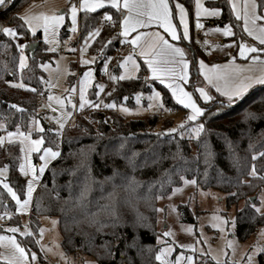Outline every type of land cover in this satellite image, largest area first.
<instances>
[{"label":"trees","instance_id":"16d2710c","mask_svg":"<svg viewBox=\"0 0 264 264\" xmlns=\"http://www.w3.org/2000/svg\"><path fill=\"white\" fill-rule=\"evenodd\" d=\"M32 1L6 0L5 6H0V121L4 124L0 138L4 131L27 132L31 123L42 117L39 109L46 75L41 65L51 57L40 33L32 36L20 19L21 10ZM175 1L182 2L192 18L193 0H169L172 8ZM257 1L262 12L264 0ZM208 4L222 11L214 24L231 25L234 38H238L241 28L229 0ZM105 15L112 20L89 50L107 58L115 55L120 47V37L113 36V32L122 20L121 10L105 7L81 13L79 39L83 41L90 32L96 31ZM4 27H12L27 38L28 46L39 44L34 59L30 58L27 48L29 62L22 71H19L20 49L3 33ZM66 27L61 30L62 39L68 36ZM186 45L191 50L192 68L197 69V60L205 58L204 54L194 37ZM102 63H96L97 79L103 77ZM119 70L118 66L114 69L116 73ZM196 75L193 72L192 78ZM147 77V67L141 63L137 78L118 81L108 101L133 107L137 94L157 89L168 108L182 109L164 85L150 82ZM20 81L25 87L14 86ZM95 90L90 92L92 99H95ZM203 110L198 123L204 129L192 140L182 137L181 133L156 131L160 124L157 116L126 120L114 111L89 109L86 114L75 116L60 137L41 118L44 145L58 147L60 156L44 174L34 196L29 221L32 230L37 235L43 217L56 218L61 246L67 255L87 257L98 264H161L156 260L160 251L158 200L169 196L184 180H195L203 190L226 195L227 208H236V237L241 242L249 240L264 227V216L252 207L264 187V156L260 155L264 153V86L250 90L235 105L218 97L213 103L205 104ZM162 125L171 126L169 121ZM20 153L17 143L4 146L0 141V168H9L8 183L23 198L26 182L19 171ZM128 158L133 159L134 167ZM253 166L257 172L255 177L249 175ZM243 201L246 204L239 209ZM185 210L186 221L195 224V218ZM5 212L11 214L9 225H20L14 202L0 185V214ZM18 241L29 252L39 251L33 236L18 237ZM259 262L264 264V252ZM0 264L8 263L0 259Z\"/></svg>","mask_w":264,"mask_h":264},{"label":"rangeland","instance_id":"374dc122","mask_svg":"<svg viewBox=\"0 0 264 264\" xmlns=\"http://www.w3.org/2000/svg\"><path fill=\"white\" fill-rule=\"evenodd\" d=\"M74 2L69 0H34L26 5L20 13L22 17L25 13L30 15H39L41 13L46 15H63L64 21L57 27L54 31H50L45 38L44 29L42 27H37L35 34L28 28L32 36H36L38 33L41 35V41L43 42L44 48L51 59L41 65L42 70L45 72L46 81L44 84V95L41 100V106L39 109L40 114L44 121L48 125H52L53 132L57 137H60L64 130L72 124V120L77 115L86 114V112L91 109L95 110H109L117 112L126 120H140L147 119L151 116L159 117L160 124L157 126L156 131H164L166 133H171L170 129L176 128V133H181L180 135L186 139H196L199 137L192 132L198 123L199 117L195 121H188L187 116L191 114V109L185 108L182 104L179 105L182 109L172 110L165 105L164 98L160 91L153 89L151 93L148 94H137L134 97V106H128L125 103L116 104L114 102L108 101L109 95L114 91L118 81L120 79H110V76L120 77L125 75L127 78L123 79H134L138 76V68L133 69L132 62L129 61L126 68L120 67L121 63H124V58L129 56L128 54L119 53L114 61L110 58L113 57H103L102 55H94L90 52V46L92 42L97 37H90L89 35L81 41L79 39V10L77 11V21L73 25L70 8ZM176 4L183 5L186 12V20L188 22V38L189 40L194 35L202 34L206 37L208 43L214 42V36L210 33H201V31L193 30V21L190 17V13L187 7L180 1L174 2V8H172L173 14L176 18L178 29L183 35V25L179 21V10L175 7ZM78 5V4H76ZM67 26L68 36L65 39L61 38V30L63 27ZM75 27V31H73ZM12 28V27H11ZM100 27L98 28V30ZM95 32V31H94ZM17 33V32H16ZM6 35V34H5ZM7 36V35H6ZM9 37V36H8ZM12 38L17 45H24L22 53L25 57V64L28 65L29 57L27 54L28 39L23 35L17 33L16 37ZM95 38V39H94ZM87 42V44H86ZM32 44V43H31ZM218 47L215 46L214 50L207 54L211 55L216 51ZM21 51V48H19ZM54 49V50H49ZM63 50L64 53H59V50ZM84 49L83 51H81ZM212 49V45H211ZM132 56V55H131ZM93 58H95L93 60ZM135 64L138 63V57L132 56ZM92 61L91 63H83V61ZM103 62L101 65V70L107 72V77H96V63ZM20 64V59H19ZM107 65V68H105ZM120 67L118 73L114 71L115 67ZM26 68V67H24ZM23 68V69H24ZM23 69L19 66V71ZM91 71L92 77L89 82L82 84L84 81V73ZM17 84H22L18 82ZM16 84V85H17ZM98 84L104 85L103 91H101L96 86ZM191 85V84H190ZM187 87V91L192 94V98L196 101L198 107L202 108L206 104L198 92L190 87ZM201 86V83L198 84ZM81 87L84 88L85 99L92 101V104L98 102L101 103V107L96 108L90 105H86L83 109L79 107L80 104V90ZM95 90V99L90 96L91 90ZM155 93H159V98L150 99ZM49 96L53 97L49 100ZM139 97V102L137 101ZM57 99L63 101V106L57 103ZM229 103V102H227ZM236 102L229 103L230 105H235ZM104 104H115L113 108L104 107ZM160 104L164 108L163 114L156 111V105ZM127 108L128 111L125 112L122 109ZM64 113H70L61 120ZM41 118L35 119L34 121L39 122V126L33 122L31 123L29 131H21L25 134L30 133L31 139H39L44 136L43 132L39 131V128H43V122ZM169 121L171 126L169 128L163 127V122ZM63 122V129L59 128V123ZM184 125L181 128V125ZM4 129V124L0 121V130ZM13 133L17 132L12 131ZM7 131H4L1 135L0 141L2 144H12L17 143L21 149L22 145L17 136L9 137ZM36 134V135H35ZM40 152H32L29 156L31 164L36 168V175L39 177L34 183V189L32 193V198L26 212L17 211L18 206L15 201L11 198L10 193L8 195L15 204L16 214L20 219V225H9L8 219L3 220L2 214H0V236L15 238L17 243L18 237H28L33 236L36 239V243L39 251H27L28 264H79L75 261V257L72 255H67L61 246V233L59 228V223L56 218L43 217L41 219V227L38 234L32 230L30 226V214L32 210V204L34 196L42 178L50 165L54 163L59 157L49 160L48 166L45 168L44 173L39 172V166L44 163L39 157L43 155V149L45 147L44 143L40 146ZM54 151H59L58 147H51ZM24 163V153H20V164ZM0 169H7L0 175V185L3 187V183H8L9 168L7 166ZM20 171V168H19ZM21 173V172H20ZM25 182V195L21 199H25L27 192V182L32 179V173L30 172L27 176L22 173ZM9 184V183H8ZM10 186V185H9ZM11 187V186H10ZM181 189L180 192L173 194V192L167 197H161L158 200V222L157 229L159 231V236L157 239V244L160 246V251L163 248L171 247L173 250L171 253L165 256L168 261H174L177 255L183 254L184 256H192V264H249V257H251V264H260L259 256L264 252V227L260 228L249 240L241 242L235 234L236 231V208H227L226 205V195L219 193L214 190H203L195 184H185L183 182L182 186L178 187ZM176 189V188H175ZM6 190V189H5ZM7 191V190H6ZM264 197V187L261 189L257 196L256 206L260 207V200ZM246 204V201L241 202L238 208L241 209ZM185 209L190 211V214L195 218V224L189 223L185 218ZM264 211V209H262ZM8 213V212H5ZM220 219H216V218ZM222 221H226L223 223ZM218 225V226H217ZM11 228L18 229L17 232L13 233L9 231ZM191 228L192 231H187ZM223 228V231L220 229ZM30 233L23 235L22 233ZM165 232H171L173 235L165 236ZM232 241L231 247L228 246V242ZM20 244V243H19ZM182 245H193V249L183 248ZM21 246V245H20ZM22 247V246H21ZM24 248V247H23ZM13 248L7 242V240L0 242V259L8 263V259L13 256ZM159 251V253H160ZM36 254V261L31 260V254ZM158 253V254H159ZM8 258V259H6ZM93 260V259H91ZM94 261V260H93ZM96 262V261H95ZM161 262V261H159ZM97 263V262H96ZM182 264H187V261H182Z\"/></svg>","mask_w":264,"mask_h":264},{"label":"snow or ice","instance_id":"6c2138e0","mask_svg":"<svg viewBox=\"0 0 264 264\" xmlns=\"http://www.w3.org/2000/svg\"><path fill=\"white\" fill-rule=\"evenodd\" d=\"M105 3H108L111 5L113 9L120 10L121 4L120 0H81L79 4V8L84 9L86 12H95L96 9L103 8L105 6ZM6 0H0V6H5ZM123 9H127V15L123 16V30L119 33L120 36H123L125 38L128 37L130 31H135L137 28H145L148 27L151 24L158 23L161 27L164 28L165 32H167L173 40L180 39V36L177 34L176 26L172 23V11L169 7V0H123ZM175 7L179 10V21L180 24L183 25V37L185 39L188 38V22L186 20V12L181 4H176ZM261 7H264V4L261 5ZM232 9L237 14V18L239 19V10L237 8V5L235 3L232 4ZM77 5L72 4L70 8L71 12V18L73 25L76 24L77 21ZM121 15H123V12L121 11ZM202 15H208V16H218L220 15V9L219 8H206L203 7L201 4V0H196V16L200 17ZM24 21L25 24H27L28 28L32 31L33 34H35L37 27H42L44 29L45 38L47 39V35L50 31H54L59 25L64 21L63 15H46V14H39V15H30L28 13H25L22 17H20ZM244 31L247 32L249 36H254L261 45H264V25H258L256 22L257 20H264V15H257V3L256 0H245L244 5ZM105 20L111 21L112 17L109 15H105ZM197 28H202L203 25L200 24L199 20H197L196 23ZM3 33L6 34L9 37L15 38L17 33L16 31L11 27H4L2 29ZM73 31H75V27H73ZM216 31H223V34L225 36H231L233 35L232 30L230 27L225 26L223 29H216ZM96 35H99V30L97 29L95 32H90L89 36L94 37ZM130 43L134 50L136 47H139L141 49L140 55L146 57L145 63L148 65V68L151 70L153 77L160 78L161 76H167L170 77L169 81L166 83V87L169 88L172 92V95L176 98L177 102L179 104H182L185 108L191 109V114L187 116L188 121H195L197 117L201 116L204 112V110L200 107H198L196 101L192 98V94L189 92H186L183 87H181V84L177 81H187L188 79V63L186 60L183 59L185 53L182 48L176 47L172 44H170L162 35L159 33H146V32H140L135 37H133L131 40L127 41ZM110 43V41H109ZM87 44V42H86ZM21 50L25 47L24 45H18ZM54 50V49H49ZM82 49L81 51H83ZM264 52V48H256V47H249L243 43L239 45V55L241 57H246L248 53H257L256 55H253L251 57V60L253 62V65L259 64L264 65V59L261 58V56L258 53ZM176 57H180L179 60L176 59ZM95 58H93L94 60ZM132 62L133 69L138 68L139 66L135 64V61L133 60L132 56L129 55L124 58V63L120 64V67L126 68L128 65V62ZM92 61L85 60L83 63H91ZM201 63V68H204L203 61ZM20 68L23 69L26 67L25 64V57L21 54L20 56ZM177 67H179V71L177 70ZM221 66L219 65H213L212 69L210 71L214 72L215 79H224L227 80L230 77H236L239 76V71H226L223 74L216 73L215 70L219 69ZM105 68H107V65H105ZM227 68V66H225ZM249 71L251 68L248 69ZM84 81L82 84H86L89 82L90 78L92 77V72L88 71L84 73ZM110 79H120L123 80L127 78L125 75H121L120 77H114L110 76ZM205 78L209 80L210 83L213 81V76L205 75ZM160 82L162 84H165V80L161 78ZM264 85V72H262L259 76H247L244 77L241 83L231 90H225L223 91V95L228 97L229 102H232L234 97H240L243 93L247 92L249 88H251L253 85ZM16 87L23 88L25 87L23 84H17L14 85ZM101 91L104 89V85L98 84L96 86ZM217 91H221L220 87H217ZM31 91L35 92V89H31ZM200 95L204 97V99H210L208 94L204 91L203 88L198 89ZM160 94L155 93L153 97L150 99H156L159 98ZM53 97L49 96V100H52ZM137 101L139 102V97H137ZM57 103L63 106V101L57 99ZM86 105H90L96 108L101 107V103L98 102L96 104H92V101L86 100L84 95V88L81 87L80 90V104L79 107L83 109ZM104 107L107 108H113L116 105L115 104H104ZM13 108H15V105H12ZM123 111L127 112L128 109L124 108ZM70 115V113H64L61 117V120H63L64 117ZM34 124L39 126L38 121H33ZM64 123H59V128L63 129ZM181 128L184 127L182 124L180 126ZM204 125L199 124L195 128L192 129V132H194L197 136L203 131ZM39 131L43 132V128H39ZM177 131L176 128L170 129V132L175 133ZM9 137L17 136L20 140V144L22 145L20 151L24 153V163L20 164V172L27 176L30 172L32 173V179L28 180L27 182V192L25 199H21L17 192L14 191L8 183H3V188L7 190L8 193H10L11 198L15 201L16 205L18 206L17 211L19 212H26L28 210L32 193L34 189V183L36 180H38V176L36 175V168L31 164V161L29 159V156L32 152H40L41 151V145L44 143L43 137L39 139H31L30 133L25 134L23 132H20L19 129H17V132H9ZM2 139V138H0ZM261 156H264V153H260ZM60 156L59 151H54L51 147H47L43 149V155L39 157L40 160L44 161L43 164L39 166V172L42 174L45 171V168L48 166L49 160L55 159ZM256 157H253L255 159ZM128 163L134 167V161L132 158H128ZM7 169H0V175L3 174ZM249 175L255 177L257 175L255 166L252 167ZM185 184H195V180H184ZM180 188H176L173 190V194L180 192ZM252 207L255 209L257 213H259L261 216H264V197L260 200V207H257L255 203L252 204ZM220 219V218H216ZM223 223H226V221H222ZM218 226V225H217ZM223 231V228L220 229ZM9 231L15 233L18 231L16 228H11ZM187 231L191 232L192 229L188 228ZM23 235H27L30 233H22ZM264 234V233H262ZM165 236L173 235L171 232H165ZM7 240V242L11 245L13 248V256L12 258L8 259V264H28V257L26 254L25 248L21 247L19 243L15 240L14 237H4L0 236V242H3ZM233 244L232 241L228 242V246L231 247ZM183 248H189L194 250L193 245H182ZM172 248L166 247L163 248L160 253L156 256V260L161 261V264H182V261H187V264H192L193 257L192 256H184L183 254L177 255L175 257L174 261H168L165 259V256L172 252ZM264 250V249H261ZM37 257L35 253L31 254V260L36 261ZM217 264H220L219 261H217ZM249 264H251V257H249Z\"/></svg>","mask_w":264,"mask_h":264},{"label":"crops","instance_id":"0c3cea01","mask_svg":"<svg viewBox=\"0 0 264 264\" xmlns=\"http://www.w3.org/2000/svg\"><path fill=\"white\" fill-rule=\"evenodd\" d=\"M70 1V0H69ZM216 0H201V4L203 5V7L206 8H217V7H212L210 6L208 3H212L215 2ZM81 0H77L76 4L77 8L79 10V19L78 22L80 21V15L83 12H86L84 9L79 8V4H80ZM145 2H147V0H145ZM231 9H232V4L235 3L237 5V8L239 10V19L237 18V14L236 12L233 11L232 12L235 16V18L239 21L240 24V28H241V35L238 38H234L235 36V30L231 25H226L227 27H230L232 30L233 35L231 36H225L223 34V31H216V29H223L224 27H219L216 26L214 24V20L219 19L221 17L222 11L220 10V15L218 16H208V15H202L200 17L196 16V0H193V14H192V21H193V30L195 31L197 29V31H201V33H210L214 36L215 41L214 42H210V45H212V49L207 52L204 53V57L205 58H198L197 60V69H193L192 68V57H191V50L189 47H187L186 43L191 42L192 37H194V40L196 41V44L198 45V37L199 36H204L202 34H195V32L193 33L194 35L191 37V39L189 40V38L185 39L183 37V35L181 34V32L178 29V25L176 22V18L173 14L172 11V7H171V3L169 2V7L172 11V23L176 26V30H177V34L180 36V39L178 40H173L172 37L165 32L164 28L161 27L158 23H154L149 25L148 27L145 28H137L135 31H130L129 35L127 38L120 36L119 33L122 32L123 30V16L127 15V9H123V0H120V4H121V11H123V15H122V20L120 21V25L119 26V32L118 35L120 37V47L119 50L116 51L115 55H113V57H111L110 59L112 61H114L117 57V55L119 53H124V54H128V55H132L134 57H138L140 58L138 63L136 65H138V74L140 71V67H141V63H143L148 70V80L150 82H158L160 84H162L160 82L161 78L165 80V84L162 85H166V83L169 81L170 77L167 76H161L160 78H155L153 77V74L151 72V70L148 68V65L145 63L146 57L141 56L140 55V51L141 49L139 47H136L135 50L133 48V46L128 43V40H131L133 37H135L137 34H139L140 32H146V33H159L160 35H162L170 44L182 48L184 50V57L183 59L187 61L188 63V68H187V73H188V79L187 81H177L178 83L181 84V87H183V89L187 91V87L190 85V87L194 90V92H198L199 96L205 100L206 104H211L214 101H216V99L218 97L221 98L222 102H229L228 97H226L225 95H223V91L225 90H231L234 89L235 87H237L241 81L243 80L244 77L247 76H259L262 72H264V65H253V62L251 60V57L253 55H256L257 53H248L246 57H241L239 55V45L241 43L249 46V47H256V48H264V45H261L259 43V41L254 37V36H249L247 34V32L244 31V5H245V0H229ZM257 3V15H264V10L262 12H260L259 10V5H258V1L256 0ZM105 7H111L110 4L105 3ZM103 8H99L96 9V11L103 9ZM90 12V11H89ZM105 19V18H103ZM102 19V20H103ZM197 20H199L200 24L203 25L202 28H197L196 27V23ZM102 22V21H101ZM258 25H264V20H257L256 22ZM100 29L99 32L102 30L101 29V23H100ZM97 37V35L95 36V38ZM205 37V36H204ZM94 38V39H95ZM206 38V37H205ZM218 47L216 49V51H214V53H212L211 55L207 56V54H210L214 48ZM199 47V45H198ZM62 50V49H61ZM60 51V50H59ZM135 51L137 52V54H135ZM60 53V52H59ZM64 53V52H63ZM262 59H264V52L258 53ZM177 60L180 59V57H176ZM201 61H203L204 64V68H201ZM213 65H219L221 66L219 69H216L215 72L216 73H221L223 74L226 71H239V76L236 77H230L227 80L224 79H215V75L213 71H210L212 69ZM225 66H227V68H225ZM120 68V67H119ZM251 68V70L249 71L248 69ZM177 70L179 71V67H177ZM193 72H197V75L195 78H192V74ZM209 75V76H213V81L212 83L209 82L208 79L205 78V75ZM107 77V76H105ZM103 76V78H105ZM201 83V86H198V84ZM264 85H253L251 88H249V90L245 93H243L240 97H234V99L232 100V102H237L238 100H241L250 90L256 88V87H261ZM166 87V86H165ZM217 87H220L221 91H217ZM167 88V87H166ZM203 88L204 91L208 94V96L210 97V99H204V97H202L198 91V89ZM168 91L170 92L173 100L179 104L176 100V98L172 95V92L169 88H167ZM229 102V103H232ZM160 105V104H157ZM157 105H156V111L160 112L159 110H157ZM161 113V112H160ZM165 113V112H164ZM163 114V113H161ZM4 146H6L7 144H3ZM75 261L79 262V264H98L95 261L91 260L90 258H81V257H75Z\"/></svg>","mask_w":264,"mask_h":264},{"label":"built area","instance_id":"2783aa9c","mask_svg":"<svg viewBox=\"0 0 264 264\" xmlns=\"http://www.w3.org/2000/svg\"><path fill=\"white\" fill-rule=\"evenodd\" d=\"M109 23H110V21H107V20L103 19L102 22H101V29L106 28ZM118 32H119V26H116L115 27V30L113 32V36H117L118 35ZM198 45H199L200 50L202 52H204V53H207V52H209L211 50V45H210V43H208L206 41V38L204 36H199L198 37ZM118 50H119V48H118ZM20 52L22 53L23 51L21 50ZM59 52L60 53H63L64 51L63 50H60ZM135 54H137L136 51H135ZM101 75L105 77V76H107V72L103 71L101 73ZM157 110H159L161 113H164V108H163L162 105H157ZM74 118H73V120H74ZM10 216H11V214H9V213L2 214V219L3 220L9 219ZM36 239H37V237H36Z\"/></svg>","mask_w":264,"mask_h":264},{"label":"water","instance_id":"95a60500","mask_svg":"<svg viewBox=\"0 0 264 264\" xmlns=\"http://www.w3.org/2000/svg\"><path fill=\"white\" fill-rule=\"evenodd\" d=\"M39 47L38 43H32L28 46V54L31 59H34L35 53ZM255 201V197L251 198V202L253 203Z\"/></svg>","mask_w":264,"mask_h":264}]
</instances>
